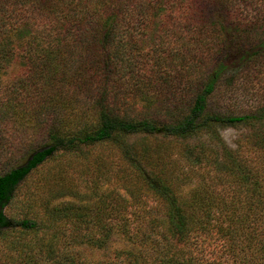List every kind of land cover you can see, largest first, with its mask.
<instances>
[{"label":"trees","instance_id":"16d2710c","mask_svg":"<svg viewBox=\"0 0 264 264\" xmlns=\"http://www.w3.org/2000/svg\"><path fill=\"white\" fill-rule=\"evenodd\" d=\"M240 1L0 0V152L25 157L0 173V228H38L35 220H9L3 210L25 177L56 153H79L134 135L185 140L215 125L264 119V102L244 114L217 106L219 96L239 87L236 80L264 65V0H257L262 6L254 13ZM166 13L167 22L159 23ZM144 31L152 44L145 55L138 45ZM18 45L26 64L10 81ZM255 82L264 97V75ZM140 148H127L133 155L128 167L138 190L161 202L164 221L148 222V232L128 233L140 243L123 252L129 264H142L144 246L158 264H193L186 249L172 248L171 239L187 242L208 232L219 217L218 232L228 237L230 251L242 244L238 236L246 246L257 241L252 226L258 211L264 213V154L250 162L225 147L222 158L209 153L191 160L226 175L233 185L227 202L203 182L185 192L183 179L146 160L153 153L147 143ZM128 185L134 186L131 180ZM237 204L243 209L238 217ZM51 214L76 229L88 225L87 214L76 210ZM156 224L162 232L153 231ZM80 232L75 240L100 242Z\"/></svg>","mask_w":264,"mask_h":264},{"label":"rangeland","instance_id":"374dc122","mask_svg":"<svg viewBox=\"0 0 264 264\" xmlns=\"http://www.w3.org/2000/svg\"><path fill=\"white\" fill-rule=\"evenodd\" d=\"M166 1L169 3L173 0ZM241 2V8L249 13H254L262 6L257 4L260 2L257 0ZM170 12L178 16L174 9ZM168 14L158 18L159 23L167 22ZM36 22H33V26ZM168 22L171 26L172 20ZM146 32L138 43L144 55L151 52L148 47L152 46L148 43L149 34ZM156 40L158 42L159 37ZM16 49L19 51L10 61L8 70L10 81L21 73L26 64L20 53L21 46L18 45ZM247 75L236 80L235 84L239 87L232 90L231 94L226 92L219 96V110L244 114L251 106L264 102V97L259 93L263 86L255 82L257 76L264 75V65ZM123 139L104 146L84 148L79 153H56L25 177L5 206L4 215L11 221L35 220L38 228H0V264H129L123 252L138 249L140 243L139 239L129 240L128 233L148 232V222L164 221V210L156 197L147 191L138 190L136 176L127 161L133 155L129 157L127 148L141 150L140 147L147 143L149 151L153 153L146 160L155 162L161 172L183 179L180 182L185 192L203 182L214 186L216 195L229 202L233 185L226 175L222 176L204 163L192 164L191 160L203 154L210 156L209 153L222 158L226 147L244 160L258 161L259 155L264 154V119L215 125L185 140L142 135ZM122 147H126L125 150ZM10 152H0V173L24 161V155L20 157L17 152ZM128 180L134 186H129ZM96 191L102 194L101 200L95 197ZM136 193L137 196L133 197ZM67 209L73 213L76 210L87 214L88 225L83 223L81 230L76 229L63 217L51 214L53 210ZM233 212L235 216H241L242 206L235 205ZM220 220L221 217L218 222H213L208 232L196 233L187 242L171 239L172 248L186 249L193 258L190 261L193 264H264V259L259 262L264 251L258 245L259 242L264 244V213L258 211L253 219L252 228L257 233L258 242H249L246 246L242 241L244 239L238 236L236 243L242 244L232 251L229 249L228 237L218 232V224L222 225ZM128 223H131L130 227ZM223 226L230 227L228 222H224ZM161 230L160 224H156L153 231L158 233ZM79 232L86 236L92 235L93 239H99L100 242L95 245L88 243L87 239L82 242L80 239L75 240L74 235ZM156 241L160 243L158 239ZM143 252L142 259H145L142 264H158L151 257L154 254L150 247L144 246Z\"/></svg>","mask_w":264,"mask_h":264}]
</instances>
